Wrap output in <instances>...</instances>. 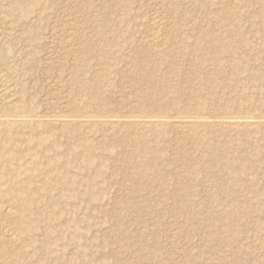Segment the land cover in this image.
Wrapping results in <instances>:
<instances>
[{
  "label": "rangeland",
  "instance_id": "obj_1",
  "mask_svg": "<svg viewBox=\"0 0 264 264\" xmlns=\"http://www.w3.org/2000/svg\"><path fill=\"white\" fill-rule=\"evenodd\" d=\"M13 1L0 0V74H20L27 114L210 123L188 136L46 122L24 129L31 145L2 137L0 165L32 170L0 171L15 213L0 210V264H264V123H216L264 118V0H21L26 20Z\"/></svg>",
  "mask_w": 264,
  "mask_h": 264
},
{
  "label": "bare ground",
  "instance_id": "obj_2",
  "mask_svg": "<svg viewBox=\"0 0 264 264\" xmlns=\"http://www.w3.org/2000/svg\"><path fill=\"white\" fill-rule=\"evenodd\" d=\"M40 1L41 0H31L30 4L37 5L39 4ZM11 10L18 13L17 16L16 14L15 16L18 17L19 20H26L28 17L27 14L28 12H26L23 9V3L21 0H16L11 6ZM152 21H153L154 31L155 30L156 31L150 36V42L155 47V52H154L155 55L160 56L163 52V49L167 45V39L165 35L166 34L165 25L161 21V19L157 16H155L152 19ZM9 60L10 59H8V61ZM20 80H21L20 74L13 76H6L3 75V73L2 75L0 74V141L2 137H8V136H10L11 141H15L14 137L17 136L23 139L25 143L31 145V143L34 141L35 136L33 134L31 135L27 134V132H25L24 129L39 131L44 127L46 122H48V124H52L60 127H65L71 125L74 122H79L80 127L82 129L83 128L91 129L92 127L98 125L110 126V127H116L120 125L125 127L132 126L135 128L136 131L141 133L159 127L160 125H163L161 123L167 122L173 125L174 128L176 127L177 129H180L182 134L188 136L197 135L198 133L201 132L203 128L208 126V123H210L208 118L204 116H200V114L189 115L188 113H175L172 116H166V117L157 116V115L147 116L146 114L139 116L131 115V116L119 117V116H106V115H97V114L92 115L87 113L85 115H80L76 118L75 116L72 118L64 115H54L46 119L38 114L37 115L27 114L28 112L26 111V108H28L29 106H26L23 102L24 88L20 83ZM216 120H217L216 123H218L217 125H236L240 123L247 129L255 128L261 125L262 123H264L263 117H254V116L253 117L252 116L223 117ZM14 130H16V132ZM41 141L42 140L40 139L39 142H37L38 147H41L43 152H48V147L43 148L42 146H44L45 144L44 141L42 142ZM20 151L25 152L27 150L22 151L21 149ZM26 156L27 158L30 156L35 160L39 157L38 154L35 153H26ZM16 161L17 159H15L13 156L6 157V160H4L3 163L0 165V171H4L8 173L9 171L10 172L13 171L14 173L11 172L12 175L18 176L22 171L28 172L32 170L26 168L24 165L18 166ZM57 163H58L57 161L50 160L49 163L46 165L47 170H48V166H51L52 170L55 169ZM32 164L36 166L39 165L38 163H32ZM1 207L3 208V206L0 205V210L4 211L5 213L15 214L13 208L1 209ZM10 236L14 238L15 234H12Z\"/></svg>",
  "mask_w": 264,
  "mask_h": 264
}]
</instances>
